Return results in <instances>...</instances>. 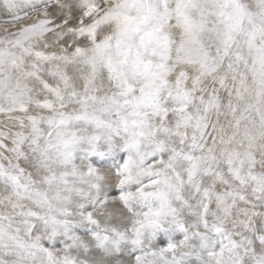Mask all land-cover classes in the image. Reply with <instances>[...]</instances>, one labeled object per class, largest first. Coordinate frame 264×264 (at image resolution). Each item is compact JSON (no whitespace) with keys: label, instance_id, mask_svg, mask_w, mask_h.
<instances>
[{"label":"rangeland","instance_id":"obj_1","mask_svg":"<svg viewBox=\"0 0 264 264\" xmlns=\"http://www.w3.org/2000/svg\"><path fill=\"white\" fill-rule=\"evenodd\" d=\"M262 209L264 0H0V264H264Z\"/></svg>","mask_w":264,"mask_h":264},{"label":"bare ground","instance_id":"obj_2","mask_svg":"<svg viewBox=\"0 0 264 264\" xmlns=\"http://www.w3.org/2000/svg\"><path fill=\"white\" fill-rule=\"evenodd\" d=\"M1 3H3V2H1ZM5 5V4H4ZM20 25V24H19ZM14 26V25H13ZM2 27V26H1ZM65 58V57H64ZM63 61V60H62ZM193 70V69H192ZM190 72H191V70H190ZM70 73V72H69ZM63 75V78L65 77L67 80H70V77H68L67 75H65V74H62ZM72 80V79H71ZM69 82V81H68ZM172 119H173V122H174V124L176 125V127L175 128H181L183 125H184V123L186 122V119H187V116L185 115V112H182V110L181 111H179V110H177L174 114H173V117H172ZM174 127V126H173ZM143 143H144V141H143ZM176 182H177V180H176ZM78 184H82V182L80 181V182H77ZM175 183V182H174ZM215 183V182H214ZM222 183H223V181H222ZM221 183V184H222ZM176 186V185H175ZM179 187H180V184L178 183L177 184V186H176V188H178L179 189ZM184 190V189H183ZM177 191V190H176ZM179 191V190H178ZM229 194V193H228ZM231 196V195H230ZM174 197V196H173ZM175 198V197H174ZM79 199H81V198H79ZM240 200V199H239ZM176 201H177V203H178V205H179V207L180 208H178V209H186L187 208V205H185L182 201H181V199H179V198H176ZM175 201V202H176ZM241 203H243L244 204V207H246V208H249V209H251V208H253V206H252V204H249L248 202H241ZM174 206V205H173ZM241 207V206H240ZM239 207V208H240ZM221 208V207H220ZM177 209V208H176ZM222 209V208H221ZM220 209V210H221ZM248 209V210H249ZM255 209V208H254ZM239 210V209H238ZM236 211H237V208H236ZM240 211V210H239ZM263 211H264V209H262V213H263ZM180 212H182V211H180ZM228 213H230V212H228ZM250 213V212H249ZM223 214V213H222ZM227 214V213H226ZM224 216V215H223ZM259 216V215H258ZM227 217V216H226ZM258 220H259V223L261 224V226H262V229L264 230V225H262V222H263V219H262V217H260L259 216V218H258ZM234 222V221H233ZM146 230H147V226H146ZM148 231H149V229H148ZM148 235H150L153 239H154V237H155V234L153 233V231L151 230L149 233H147ZM146 236V235H145ZM221 238V237H220ZM191 239H192V237H191ZM192 240H194V243L191 245L192 247H196V248H200L201 250H205V249H209L210 248V246H211V242H212V240H213V236H212V234L211 235H209V236H205V235H201L200 237L199 236H195ZM227 243H229L228 241H226ZM226 243V244H227ZM228 245V244H227ZM184 246H186V245H184ZM146 247V245L144 246V248ZM185 248H190V247H185ZM10 250V249H9ZM227 250V249H226ZM167 251V250H166ZM164 252V251H158V253H156L155 255H154V257H153V259L155 258V262H156V259L157 260H159L160 259V264H169L170 263V259H167V257H169V254H168V252ZM188 251V250H187ZM199 251V250H198ZM200 252V251H199ZM220 253V252H219ZM184 255V254H183ZM186 255V254H185ZM179 257V256H178ZM176 258V260L175 261H177V257H175ZM203 258H205L202 254H200V258H199V260H201V259H203ZM233 258V257H232ZM152 259V260H153ZM181 259V258H180ZM227 259H229V257L227 256V252L226 251H222L221 253H220V255L217 257V259H216V262H215V264H221V263H223L224 261H226ZM182 260V259H181ZM181 262V261H180Z\"/></svg>","mask_w":264,"mask_h":264}]
</instances>
